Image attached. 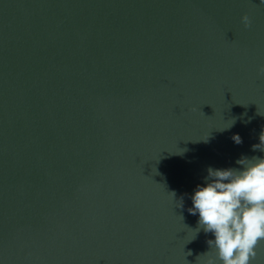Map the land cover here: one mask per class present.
Listing matches in <instances>:
<instances>
[{"label":"water","instance_id":"95a60500","mask_svg":"<svg viewBox=\"0 0 264 264\" xmlns=\"http://www.w3.org/2000/svg\"><path fill=\"white\" fill-rule=\"evenodd\" d=\"M261 65V0H0V264H207L190 196L264 156Z\"/></svg>","mask_w":264,"mask_h":264},{"label":"clouds","instance_id":"9594fccd","mask_svg":"<svg viewBox=\"0 0 264 264\" xmlns=\"http://www.w3.org/2000/svg\"><path fill=\"white\" fill-rule=\"evenodd\" d=\"M241 20L245 27L250 26L247 14ZM259 72L264 74V65ZM229 127L231 124L221 130ZM231 138L236 144L243 142L239 134ZM259 141L252 150L264 153V129ZM235 163L239 167L209 166L190 196L188 211L198 216L196 233L202 229L213 237L207 244L215 256L207 264H251L258 242L264 241V156H241ZM179 206H183L182 200Z\"/></svg>","mask_w":264,"mask_h":264}]
</instances>
